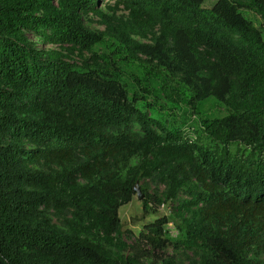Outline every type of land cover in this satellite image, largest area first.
Returning a JSON list of instances; mask_svg holds the SVG:
<instances>
[{
  "label": "trees",
  "instance_id": "trees-1",
  "mask_svg": "<svg viewBox=\"0 0 264 264\" xmlns=\"http://www.w3.org/2000/svg\"><path fill=\"white\" fill-rule=\"evenodd\" d=\"M0 264H264V0H0Z\"/></svg>",
  "mask_w": 264,
  "mask_h": 264
},
{
  "label": "rangeland",
  "instance_id": "rangeland-1",
  "mask_svg": "<svg viewBox=\"0 0 264 264\" xmlns=\"http://www.w3.org/2000/svg\"><path fill=\"white\" fill-rule=\"evenodd\" d=\"M95 27H99L98 25L94 24ZM222 111V109H220ZM182 112H177L175 115V119L180 124L182 123L183 118ZM167 119H173L172 117L167 116ZM171 123V122H170ZM170 127V126H169ZM170 129H172L170 127ZM163 190V189H162ZM169 206H166L165 209L157 207L158 215L157 216H149L146 219H143V200H139L137 197L133 200V202L127 206H124L120 209V216L122 218L125 230H133L136 234H138L144 227L151 222H153L159 216H167L170 215L169 211L167 210ZM133 242H135L133 240Z\"/></svg>",
  "mask_w": 264,
  "mask_h": 264
},
{
  "label": "clouds",
  "instance_id": "clouds-1",
  "mask_svg": "<svg viewBox=\"0 0 264 264\" xmlns=\"http://www.w3.org/2000/svg\"><path fill=\"white\" fill-rule=\"evenodd\" d=\"M139 187H140V186H139ZM137 198H138V194H137ZM138 199H139V198H138ZM166 206H167L166 204L163 205V206H162V209L166 210V209H165ZM167 210L169 211L170 214L172 213V211L170 212V210H171L170 208H168ZM168 231H169L171 237L178 238L179 235H180V233H179L178 229L176 228L174 222H169V223H168Z\"/></svg>",
  "mask_w": 264,
  "mask_h": 264
},
{
  "label": "water",
  "instance_id": "water-1",
  "mask_svg": "<svg viewBox=\"0 0 264 264\" xmlns=\"http://www.w3.org/2000/svg\"><path fill=\"white\" fill-rule=\"evenodd\" d=\"M136 192L138 194L139 200H143L145 198V195L143 194L141 187H137Z\"/></svg>",
  "mask_w": 264,
  "mask_h": 264
}]
</instances>
